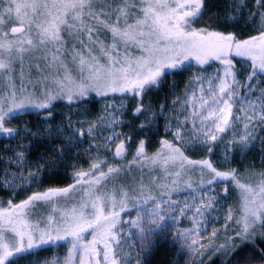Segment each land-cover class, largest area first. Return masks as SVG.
<instances>
[{
	"label": "snow or ice",
	"instance_id": "snow-or-ice-1",
	"mask_svg": "<svg viewBox=\"0 0 264 264\" xmlns=\"http://www.w3.org/2000/svg\"><path fill=\"white\" fill-rule=\"evenodd\" d=\"M255 3L258 9H264V0ZM205 12V0H0V137L19 138L22 129L5 125L29 109L47 110L51 118L55 102L71 106L84 102L92 94L139 98L134 111L138 116L145 110L144 93L159 87L168 75L182 70L186 61L194 59L201 66L210 60L219 61L223 72L217 70L206 81L207 92L200 83L203 78H195L199 88L184 101L181 113L184 119L176 117L178 126L172 132L173 140H162L161 150L145 159L177 179L187 174L191 166L199 169L201 177L208 175L209 187L236 182L242 191V203L238 217L230 209L226 218L234 223L233 235L227 238L231 243L226 250L231 251L237 247L235 241L253 240L257 228L264 236V180L259 186L261 200L257 205L250 199L255 189L240 182L236 169L221 171L208 158L189 159L184 154L185 136L203 144L211 156V145L221 139L220 134L231 128L234 120L242 119L244 129L234 143H246L257 125L264 131V88L256 91L257 81L264 80V24L258 35L241 40L232 33L194 27ZM258 14L264 20V13ZM235 57L247 63L243 80L233 63ZM241 89H246L243 95ZM236 103H241L239 111L243 117L234 115ZM164 107L161 105V109ZM110 108L115 105H106L105 111ZM105 122L111 127L121 121L110 113ZM145 126L150 127L151 122L141 124L142 128ZM65 127L71 128V122ZM95 128V123L87 128L82 125L73 130V136L80 142L83 137L92 136ZM130 139H120V134L113 131L104 146L114 145L115 157H123ZM65 147L60 143L53 151ZM25 153L26 148L21 147L16 154L17 162H24ZM142 156H145L143 140L138 142L134 160L139 161ZM102 164L94 162L87 171L74 169L71 177L74 183L67 187L48 188L20 203L9 201L7 208L0 207V264H15L17 259L61 241L70 243L71 248L52 264H130L117 252L123 240L118 226L130 223L141 228L142 239L147 237L139 213L137 219L129 221H124L123 216L140 203L151 201L154 207L150 215L158 219H150L148 223L159 226L165 219L159 211L164 201L158 204L150 192L145 196L142 182L137 188L121 185L106 190L102 182L116 177L122 169L108 167L105 172ZM172 168L177 170L172 173ZM36 178L35 172L28 177ZM177 179L172 180L173 185ZM157 184L161 194L168 192L167 184H159L158 180ZM61 199L65 201L63 207L58 203ZM38 202H50L53 214L31 221L30 209ZM200 203L202 206L192 212L194 217L202 218L212 206L211 201ZM178 211L183 215L185 209ZM200 224L196 220L194 227L183 234L185 239L193 232L199 235ZM85 234L92 239L86 240ZM212 236L215 238L216 233ZM194 245L198 241L191 239L189 247ZM150 246L145 245V250ZM200 247L203 245L193 247L192 251ZM246 251L251 255L245 257V264H252L257 257L264 261V250L249 248L244 243L229 264H236V258L243 257Z\"/></svg>",
	"mask_w": 264,
	"mask_h": 264
},
{
	"label": "rangeland",
	"instance_id": "rangeland-1",
	"mask_svg": "<svg viewBox=\"0 0 264 264\" xmlns=\"http://www.w3.org/2000/svg\"><path fill=\"white\" fill-rule=\"evenodd\" d=\"M223 1L227 5V12L223 14L224 19L222 23L227 22L230 26L228 32H224L225 34L232 33L238 39L243 36L241 32H245L244 30H247L246 32L249 33L248 35L250 37L259 34L264 20L261 19L258 13H264V9H258L255 0ZM242 27L244 28L241 29ZM249 36L241 40L247 39ZM233 63L236 65L240 79L243 80L247 75L246 61L235 57L233 58ZM185 65L190 66V70L183 87L178 89L173 82H170V96L161 99L159 102H157V98L151 95L150 92H145L143 95V106L145 110L138 116L134 115L138 103L135 99L131 100L129 95L124 97L120 94H110L109 96L101 97L92 94L91 98H98L95 109L91 106L92 103L87 99L89 97H87L84 102L79 104L69 106L65 102L53 107L54 113H51V118H49V114L41 118L37 109H29L26 113L19 114L18 119L9 120L5 126L7 127L8 123L18 124L22 129V133L21 138L13 141L12 145L6 143L5 148L3 145L2 151H4V155L7 157L5 159L3 158L4 170L1 172L0 184L16 191L38 185L42 183L44 178L45 180L49 178L52 175L51 173L55 171L50 169V166L52 167V165L56 164H48V162L53 161L35 162L34 159L36 155V152L33 150L34 142H39L40 147H44L42 143H45L44 145H49L48 147L52 153H57L60 157H65L69 153H75L74 157L76 156V160L73 163L67 162V171L83 168L88 164V161L96 159V162L108 163L109 167L122 169L116 177H110L108 180L102 182L106 190L111 191L114 187L118 188L121 185H130L133 188H137L142 182L145 196L150 192L152 196L156 197L158 204L161 200L164 201L159 211L165 219L159 223V226L148 223L150 219H158V217H152L150 215V211L154 207L151 201L148 204L140 203L138 208L123 216L124 221H129L137 219V214L139 213L140 222L145 228L144 235L147 237L146 240L142 239L140 235L141 228L133 226L130 223H124L118 226L123 233V240L121 247L117 248V252L122 258L130 262V264H153L152 259L155 253L166 250H168L169 255L167 264H209L208 261L215 256L216 258H220L221 262H224L227 255H232L244 243H256V240L263 237L259 228L255 230L253 240L247 242L235 241L237 247L231 251L226 250L227 246L231 243L227 238L233 235L232 230L234 228L233 221L226 220L228 212L230 209L233 210L235 217H238L241 212L242 191L240 188H236L234 181L209 187L206 183L209 179L208 175L205 174V176L201 177L198 168L188 166L190 171L187 174H182L177 179L174 175L166 173L159 165H152L145 159V157H153L161 150L162 140H173L172 132H175L178 126L176 117L179 116L180 120L184 119V115L181 114L184 111V101L192 95L194 89L199 88V84L195 82V78L197 76L203 78L200 83H203L205 92H207L208 85L206 81L213 77L217 70H220L221 74L223 72L222 65L216 60H210L206 65L201 66L193 59L186 61ZM261 88H264V80L257 81V93H259ZM244 92H246V89H241V95ZM196 95L199 97V91L196 92ZM252 99L255 100L256 96H252ZM113 104L115 105L114 109L110 108L108 111H105L106 105ZM161 105L165 107L161 109ZM240 108L241 103L234 104V115L243 117V112L239 111ZM31 111H35L36 119L27 115ZM110 113L115 115V118L121 122L109 127L105 121L109 119ZM60 118L63 119L59 120ZM77 121L80 123H77ZM69 122H71V128H66L65 126ZM149 122H151L150 127H141V124L147 125ZM92 123L96 124L94 134L92 136H85L80 142H77V138L73 136V130L80 128L82 125L87 128ZM35 125H38V127L33 131ZM50 129H59V131L53 133ZM113 131L120 134V139L131 137L135 142L145 141V156L140 157L139 161H135V153L133 158L124 160L127 153L133 148L126 144L125 155L123 157H115V146H104V142L112 135ZM243 131V120H234L232 127L220 134L221 139L214 145H211L213 148L211 156H209L203 144L193 142L192 138L186 135L184 154L191 160L208 158L221 171L235 169V166L239 169L247 168L249 166L248 163H250L247 160L249 157L255 159H260L261 157L262 159V156L258 155L264 153V131L260 130V126L257 125L256 129L251 132L246 143H234L233 141L239 140ZM49 134H53L52 139ZM69 138L72 140L71 143H69ZM154 138L156 141H159V146L150 151L148 144ZM60 143H63L66 147L62 151H53L55 144L59 145ZM98 145L100 147H97ZM21 147L26 148L24 162L22 164L16 160V154ZM195 155L198 158L194 157ZM45 158L48 159L49 157ZM86 169L89 170L88 168ZM107 169H103V171L107 172ZM176 170L175 168L170 169L172 173ZM32 172L37 173V178L29 180L28 177ZM21 176L24 177L23 180L20 179ZM174 179H177L175 185L172 184V180ZM203 179L207 180L204 183L200 182L201 184L195 185L193 188L188 186L189 183L192 185L194 182H199ZM45 180L44 182L46 183ZM157 180L159 184L168 185V192L166 194H161ZM47 182L51 181L47 179ZM260 184L261 182H257L254 185L247 184L255 189V193L250 194V199L255 200L257 205L261 200L259 194ZM67 186L69 185L49 188H62ZM225 187L227 188V193H225ZM31 194L33 192L29 195ZM21 201L12 203H20ZM200 201L212 202V206L205 210L202 218L192 215L195 207L202 206ZM58 203L60 207H63L65 201L61 199ZM128 207L131 208V203H129ZM180 208L185 209L183 215L178 211ZM49 214H53L52 204L50 202H38L30 209L29 219L31 221L43 220ZM174 216L175 218H173ZM196 220L201 221L199 235L193 232L185 239L183 234L194 227ZM149 228L151 231L147 230ZM213 232L216 233L215 238L212 236ZM85 239L91 240L92 237L91 235L85 234ZM191 239H196L198 245H203V247L198 248L197 251H192V248L198 247V245L189 247ZM148 243L151 246L145 250L144 246ZM221 245H224L225 248H220ZM69 248H71L70 243L61 241L58 244L42 248L46 251L41 252L39 251L41 249H38L31 255L17 259L15 264H52L54 259L64 257ZM211 248H216L217 250L214 252L205 251V249ZM262 262L255 260L252 261V264H264Z\"/></svg>",
	"mask_w": 264,
	"mask_h": 264
},
{
	"label": "trees",
	"instance_id": "trees-1",
	"mask_svg": "<svg viewBox=\"0 0 264 264\" xmlns=\"http://www.w3.org/2000/svg\"><path fill=\"white\" fill-rule=\"evenodd\" d=\"M205 5H206V12L203 16L202 19H200L198 22H196V24L194 25L195 27H206L209 29H215V30H219V31H223V32H228L229 30V23L225 22L222 23L223 21V14H225L227 12V5L224 3L223 0H205ZM244 26V25H243ZM244 27H242L241 29H243ZM246 29V28H245ZM245 32H241L243 34L242 37H240V39L242 38H246L248 37L249 33H247V30H244ZM250 37V36H249ZM189 70H190V66L185 65L184 68L182 70L176 71L170 75H168L166 78L162 79L159 87H153L151 89L148 90V92H150L151 95L155 96L157 98V102H159L161 99L165 98V97H169L170 96V87H169V83L173 82V84H175L176 88H181L183 87V85L185 84L186 79L188 78V74H189ZM171 79V81H170ZM92 96H89V98H87L88 100H90V102L92 103V107L95 109L96 105H97V100L98 98H91ZM129 98H131V100H136V102L138 103L137 99L139 100V98H135L131 95H129ZM61 103H65V102H60L57 101L55 102V106H59ZM37 112L39 113L40 117L43 118L44 116H46L48 113L47 110H37ZM30 114H27L28 116H30L31 118L36 119V114L35 111H31L29 112ZM51 113H54V109L52 108ZM63 118H60L59 120H61ZM10 126L12 128H20V126L18 124H7V127ZM38 127V125H35L33 127V131L36 130ZM135 127V125H134ZM132 130V128H131ZM21 133L22 131H20L19 134V138H21ZM51 136L52 139V135L53 134H49ZM19 138H8V137H0V176H1V172L4 170V163H3V158L5 159L4 155V151H2L3 145L5 148L6 143H10L12 145L13 141H17V139ZM56 138V136H55ZM55 140V139H54ZM132 140V139H130ZM44 147H40V143L39 142H34L33 144V150L34 152H36V155L34 157L35 162L36 161H53V162H48V164H56V165H52V167L50 166V169H53L55 171H53V173H51L52 175L49 176V178H47L48 180H50L51 182H47V179L45 180V178L43 179L42 183H39L38 185L35 186H30L27 189H19L16 191H13L11 189H9L8 187L3 186L2 184H0V207H8V202L12 201V202H17V201H21L22 199L26 198L31 192H36V191H41V190H45L46 188L49 187H61V186H65V185H71L72 183H74L73 179L71 178L73 175V171H67V167L68 164L67 162L73 163L76 160V156L74 157L75 153H69L67 154L65 157H60L57 153H52L51 150L49 149V145H44L45 143H42ZM128 146H131L133 148H131V150L127 153L126 157L124 160H129L131 158H133V155L136 153V145H138V142H135L134 140L130 141L127 143ZM56 144H55V148H56ZM148 146L150 147V151L156 149L159 146V141H156L155 138L154 140L149 144ZM58 151V150H56ZM149 153V152H148ZM136 155V154H135ZM258 156H262V159L260 157V159H255V158H251L249 157L247 160L250 162L248 163L249 166L247 168H241L239 169L237 166H235V169L238 172V177L240 179L241 183H245V184H257V182H261V180H264V153H260V155ZM45 157H49L48 159ZM194 157L198 158L197 155H195ZM52 159V160H51ZM69 159V161H68ZM96 162L95 160H90L88 161V164L86 166H84L83 168L81 167L80 169L77 170H87L86 168L89 169L90 165L92 163ZM107 162V160H106ZM259 162V163H258ZM257 164V165H256ZM111 165V164H110ZM108 163H104L102 164V170L103 169H107ZM44 180L46 181V183L44 182ZM207 179H203L202 181H196L194 182L190 188H193L195 185L201 184L200 182L206 181ZM235 182V181H234ZM234 185L236 186V182L234 183ZM236 188H238L236 186ZM249 248H255L257 250H264V236L261 239L256 240V243L254 244H249L247 243ZM242 246V245H241ZM239 246L235 252L232 255H227L226 259L224 260V262H221L220 258H216L212 257V259L210 261H208L209 264H229L230 260L232 259L233 256H235V253L237 251H239V248L241 247ZM46 249V248H45ZM45 249H41L39 251H46ZM251 255L250 252H245L243 257H237L236 258V264H245V257ZM168 256V257H167ZM167 260V261H166ZM261 261L259 259V257L255 258L253 261ZM169 261V255H168V250L166 251H157L155 253V255L153 256L152 259V263L153 264H167Z\"/></svg>",
	"mask_w": 264,
	"mask_h": 264
}]
</instances>
